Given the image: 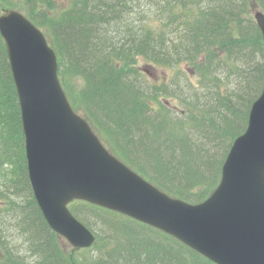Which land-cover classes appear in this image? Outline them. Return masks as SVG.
Here are the masks:
<instances>
[{"label":"trees","instance_id":"1","mask_svg":"<svg viewBox=\"0 0 264 264\" xmlns=\"http://www.w3.org/2000/svg\"><path fill=\"white\" fill-rule=\"evenodd\" d=\"M3 8L45 34L73 109L113 155L174 198L197 204L211 194L264 85V45L252 17L264 13V0H21L19 8L0 0ZM139 58L173 69L172 79L151 83ZM1 96L20 134L0 149V264H214L157 229L82 201L69 209L96 242L68 248L32 194L0 36Z\"/></svg>","mask_w":264,"mask_h":264},{"label":"water","instance_id":"2","mask_svg":"<svg viewBox=\"0 0 264 264\" xmlns=\"http://www.w3.org/2000/svg\"><path fill=\"white\" fill-rule=\"evenodd\" d=\"M254 19L264 43V14L256 11ZM0 36L34 199L50 229L74 250L95 242L68 208L81 200L158 229L215 264H264V86L225 158L219 184L206 200L190 204L160 191L103 146L72 109L56 53L28 18L4 10Z\"/></svg>","mask_w":264,"mask_h":264},{"label":"rangeland","instance_id":"3","mask_svg":"<svg viewBox=\"0 0 264 264\" xmlns=\"http://www.w3.org/2000/svg\"><path fill=\"white\" fill-rule=\"evenodd\" d=\"M56 1L59 6L65 5L67 3V0H56ZM2 4L10 7L13 6L19 8L21 4V0H2ZM137 69L140 72L145 73L149 81L156 85L169 82L172 79V75H173V69L169 70L168 68L158 67L156 65H153L152 63L145 61L142 58H139L137 60ZM2 101L3 100L1 96L0 97V149L2 148V144H3L2 140H6V139L16 140L14 144H17L20 134L18 122L17 120H15L12 114V112L14 113L13 109L11 108L8 102L3 101L4 102L3 103ZM77 112L81 115V111L79 109H77ZM4 136H6V138H3ZM0 168H4L2 163H0ZM1 204L2 203L0 202V206ZM67 246L68 248H70L68 244Z\"/></svg>","mask_w":264,"mask_h":264}]
</instances>
